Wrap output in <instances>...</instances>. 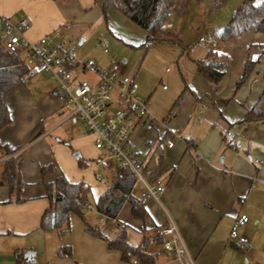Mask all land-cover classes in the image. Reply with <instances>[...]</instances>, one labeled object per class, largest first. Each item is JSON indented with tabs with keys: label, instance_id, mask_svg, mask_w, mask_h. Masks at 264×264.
Wrapping results in <instances>:
<instances>
[{
	"label": "rangeland",
	"instance_id": "obj_1",
	"mask_svg": "<svg viewBox=\"0 0 264 264\" xmlns=\"http://www.w3.org/2000/svg\"><path fill=\"white\" fill-rule=\"evenodd\" d=\"M262 1L253 0V3L259 4ZM79 2L87 8L86 19H78L72 24H85L84 28L80 26L78 34L74 36L67 34L63 25L48 33H59L63 39L82 38V45L75 51L77 57H88L99 62H116L121 65L123 73L134 75L139 95L147 100L148 112L152 118L150 128H137L131 132L130 143L134 145L135 151L143 154L155 138H160L164 133L166 137L172 138L170 133L174 132V147L170 150H159L163 154L164 162L182 158L195 160L202 153L214 155L216 162L227 168L234 163L242 174H255L256 168L264 164V143H252L254 141L245 133L246 123L240 124L238 116L243 112V106L254 103L264 86V34L246 31L227 41L219 39L222 28L243 0H185L184 5L171 11L163 23L162 29L172 35L153 41L147 48L141 46L144 31L123 14L109 9L104 19L93 0ZM111 28L115 32L113 35ZM101 43L107 53L103 52ZM211 49L228 59L226 72L216 83L203 78L196 68V62L204 59ZM247 49L258 61L250 74L237 83ZM42 78L40 87L43 89L37 90L38 94L45 88L58 87L55 80L46 76ZM80 78L91 79L89 75H80ZM38 80L34 75L30 76L26 78L24 86L33 89ZM15 101L12 106L16 112H26L28 120L34 118L29 108L20 105L18 100ZM262 107L264 108V103ZM67 112L62 106L58 115L42 118V123L46 122L45 128H48ZM23 127L26 135L10 139L14 144H24L23 153L20 155L21 189L10 194L6 185L0 186V252H5L10 244H20L16 248L23 250V255L27 251L34 253L25 258L22 264H52L44 239L45 230L38 227L35 231L23 232L20 225L30 213H34L38 204L46 201L42 197L44 186L34 180L39 178L40 166L50 163L54 170L45 180H54L56 175L63 174L71 182L82 181L90 187L83 219L72 214L69 216L67 230H51L56 233L55 239L60 242V246L71 245V260L74 264L78 263L73 257L72 242L66 244L63 237L74 242L73 239L84 233V222L98 227L107 236H112L117 230L116 221L106 220L97 213L94 206L100 192L111 185L116 164L103 150L95 148L93 135L82 128L80 120L76 123L65 120L57 128L37 139H29L31 128ZM226 130L237 134L236 142L240 143L241 149L235 150L225 145L223 133ZM189 139L191 141L187 142ZM190 142L194 146H190ZM186 145L188 150L185 149ZM203 146L207 149H203ZM258 147L261 154L253 152V148ZM239 157H242L243 162H239ZM254 160L259 163L255 164ZM139 192L140 185L135 184L132 194L139 196ZM17 197L24 200L14 201ZM9 198L12 200L8 201ZM260 201L264 202L262 199ZM162 204L164 205L163 202ZM150 210L163 213L156 201H153ZM148 218L147 214L143 218L133 216L128 202L123 203L117 214V219L126 225V237L130 236V240H135L141 234ZM260 262L264 264V258Z\"/></svg>",
	"mask_w": 264,
	"mask_h": 264
},
{
	"label": "crops",
	"instance_id": "obj_2",
	"mask_svg": "<svg viewBox=\"0 0 264 264\" xmlns=\"http://www.w3.org/2000/svg\"><path fill=\"white\" fill-rule=\"evenodd\" d=\"M93 3L95 4L94 0ZM97 6L100 8L99 5ZM86 9L79 0H0L1 15L9 16L12 19L24 17L28 20L29 27L25 32V36L30 40L51 32L55 27L62 25L67 34L77 35L81 28L80 26L84 28L85 24L72 23L78 19H86ZM113 30H110L112 35L113 33L115 34ZM79 41L80 46L84 39L81 38ZM94 62L98 67H106L111 63L108 60L100 62L99 60H94ZM124 62L122 61V63ZM227 67L228 65L225 67V72ZM122 71L124 72V70ZM43 76L51 79L44 73L34 75L39 80H43ZM39 80L36 81L38 83L32 87L33 89H27L24 83L6 101L11 124L0 130V143L7 145L9 148L22 144V147L16 152L19 155L23 153L24 144L21 142H17L20 143L18 145L14 144L10 139L12 137L17 139V136L26 135L23 126L28 129L31 128L30 133H32L37 121H41L45 117L58 115L63 106V98L57 86L51 89L45 88L43 91L41 90V94L36 92L43 89L40 87L42 80ZM15 100H18L20 105L29 108V112L33 113L34 118L28 120L26 112L23 113L21 110L16 112L12 106V102ZM196 100V102L199 101L198 97H196ZM252 105L243 106V112L238 116V122L240 124L246 123L244 125L245 133L254 141L252 142L253 144L260 145V143H264V119L240 122L247 109ZM62 119H58L48 128H45L46 122L44 123L43 121L41 125L43 132L38 137L45 136L57 128L65 121H62ZM77 120L70 121L76 123ZM151 126V121L141 122L135 129L143 130ZM170 135L173 136L172 133ZM130 137L131 134L125 142L128 152L134 154L142 161L145 172L150 178L160 177L164 184V190L159 195L158 200L151 197L143 199V206L147 218H149L144 223L141 234L135 240H130V236L126 237L130 245H138L143 237H147L149 239L148 251L156 254L155 264H183L180 260L172 258L163 250L159 237L156 236V230L166 225L170 220L182 236L187 250L194 260V264H263L260 260L264 258V202L260 200H264V164L260 168H256L255 174L250 176L249 174L240 173L234 163L227 168L222 164H218L214 155L208 156L202 153L200 158L195 160L182 158L181 160L164 162L163 154L159 150H170L174 147V144L172 147H167L165 140L169 137H166L165 133L160 138H155L151 145L144 150L143 154L135 151L134 145L130 143ZM191 145L194 146L193 143ZM233 148L237 150L235 147ZM185 149L188 150L187 145ZM203 149H207V147L203 146ZM253 152L261 154V149L259 147L253 148ZM247 153L249 152L247 151ZM247 157L251 161L250 154ZM239 162H243L242 157H239ZM254 163L258 164L259 161L254 160ZM103 164L106 165V163ZM1 168L2 166L0 165V172ZM118 169L116 166L112 176L113 180L117 176ZM20 177L22 181L21 172ZM34 181L39 184V178L38 180L35 178ZM135 184L139 183L134 180L132 189ZM107 188L108 186H106L104 191L100 192L99 196ZM44 195L45 190L42 197L46 201L38 204L34 213H30L28 218L20 223L22 226L21 231L29 232L38 229L39 218L48 204ZM133 196L141 198L140 192L139 196ZM24 198L27 199L26 197ZM153 201L159 204L164 214L150 210ZM240 214H245L248 217V221L244 225L239 226L237 232L238 235L247 238V243H240L230 238L234 220ZM117 221L119 220L117 219ZM121 226H124L126 232V225L122 223ZM118 233L119 228L117 227L116 232L112 236L104 235L110 240ZM43 234L48 246L47 251L49 252L50 263L74 264L70 255L66 257L57 255L60 242L55 239L56 233L54 231H44ZM63 240L66 244L72 242V247H74L73 257L79 261L75 264H132L131 261L122 260L119 251L109 249L105 240L87 236L85 232L80 233L77 238L73 239L74 242L67 237H63ZM18 245L20 244H10L5 252H0V264H17L15 253L18 250L16 248ZM69 246L71 247V245ZM55 251L56 256H54Z\"/></svg>",
	"mask_w": 264,
	"mask_h": 264
},
{
	"label": "trees",
	"instance_id": "obj_3",
	"mask_svg": "<svg viewBox=\"0 0 264 264\" xmlns=\"http://www.w3.org/2000/svg\"><path fill=\"white\" fill-rule=\"evenodd\" d=\"M185 0H94L95 4L100 6L102 16L106 19V12L109 9H115L123 14L128 20L139 26L144 31V41L141 44L147 48L153 41L166 39L171 33L165 32L162 27L165 19L171 11L184 5ZM261 32L264 34V0L259 3H253V0H243L235 10L232 18L222 28L219 39L227 41L246 31ZM258 61L253 58L246 50V56L243 61V69L237 83L243 81L252 71ZM228 65V59L223 54H217L211 49L204 59L196 62L197 72L210 82H218L225 74V67ZM27 66L24 63L21 52L9 53L0 45V130L11 124V117L7 107V98L19 89L25 83ZM264 80V70H263ZM264 86L256 98L253 105L247 109L240 122H248L264 119ZM42 120L37 121L29 139L37 138L42 132ZM189 140H187L188 142ZM21 145L9 148L0 143V153L9 155L3 162L0 172V185H6L9 193L20 191L22 181L20 177V155L16 153ZM50 163L40 166L39 183L45 188V197L48 204L43 209L39 218L38 227L45 231L67 230L69 226V216L77 214L83 219V210L86 207L87 197L90 188L82 181L71 182L63 174L55 176L54 180L47 181L45 177L53 172ZM135 177L128 168H120L117 176L102 195L94 202L97 213L106 220H115L119 233L108 240L98 227L89 226L84 222V232L98 237L107 242V247L111 250H117L122 260L130 261L131 258H137L140 264H155L156 254L149 252L147 247L149 239L143 237L138 245H130L126 240V232L121 222L117 221V214L124 202H129L131 213L136 218H143L146 215L143 206V199L134 197L131 189ZM12 199L9 198L8 201ZM24 200L17 197L14 201ZM159 237L160 243L162 236ZM57 255L66 257L71 255L69 245L59 246ZM17 264L24 263L23 251L18 249L15 253ZM27 264V263H25ZM29 264V263H28Z\"/></svg>",
	"mask_w": 264,
	"mask_h": 264
},
{
	"label": "built area",
	"instance_id": "obj_4",
	"mask_svg": "<svg viewBox=\"0 0 264 264\" xmlns=\"http://www.w3.org/2000/svg\"><path fill=\"white\" fill-rule=\"evenodd\" d=\"M28 27L29 22L24 17L12 19L0 14V45L9 53L21 52L27 66L26 78L44 73L55 80L63 107L68 110L62 121L80 120L84 130L93 135L96 149L111 157L117 168L132 171L135 182L141 185L140 197L158 200L164 190L163 181L160 177L150 178L142 161L125 147L131 132L141 122L152 120L147 100L139 95L134 76L123 73L119 63L98 67L93 59L77 57L78 38L63 39L59 33H47L30 40L25 36ZM103 52H107L105 47ZM84 74L91 79L80 78ZM171 133L174 136V132ZM173 136L165 140L167 147L173 146ZM236 137V133L226 130L223 141L238 150L241 145ZM8 156L0 153L1 166ZM247 221L245 214L236 216L230 231L231 240L247 243V238L237 232ZM156 233L162 236L161 246L172 258L183 264H194L172 221L158 228ZM130 261L140 264L137 258Z\"/></svg>",
	"mask_w": 264,
	"mask_h": 264
},
{
	"label": "water",
	"instance_id": "obj_5",
	"mask_svg": "<svg viewBox=\"0 0 264 264\" xmlns=\"http://www.w3.org/2000/svg\"><path fill=\"white\" fill-rule=\"evenodd\" d=\"M78 156V155H76ZM30 254H34V253H31V251H27L24 255H23V258H27L30 256Z\"/></svg>",
	"mask_w": 264,
	"mask_h": 264
}]
</instances>
